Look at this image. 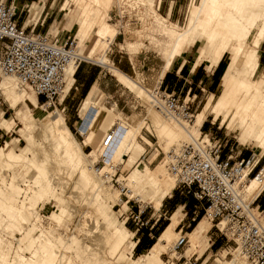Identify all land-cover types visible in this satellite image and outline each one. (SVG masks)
I'll use <instances>...</instances> for the list:
<instances>
[{
	"label": "rangeland",
	"instance_id": "rangeland-1",
	"mask_svg": "<svg viewBox=\"0 0 264 264\" xmlns=\"http://www.w3.org/2000/svg\"><path fill=\"white\" fill-rule=\"evenodd\" d=\"M197 1L198 0H196V2ZM65 2L66 0H57V5L52 9V16L56 18V22L54 29L48 34L54 35L62 27L71 29L66 34L70 33L71 37L75 36L77 45H79V52H82V50L89 45V41L87 38L81 39L78 32H76L79 21L77 18L79 9L76 4L72 2H69L64 8ZM136 2H138V4H135ZM140 2L142 4L136 0H130V2L124 3L121 7L123 13H119L117 10H111L109 12L110 16L108 21L114 25L115 29L117 28V33L110 47L107 49L99 47L95 52V57H100L101 55L106 56L111 64L118 67L128 76L137 79L145 88L151 89L157 84V73L162 66L165 47L169 40L167 36L160 32L158 22H153L152 18L146 13V1L144 4L142 1ZM175 3L176 9L179 10L172 17L167 16L165 13L169 0H161V3H159V0H153L152 5L160 15L168 17L170 21L183 26L187 20L190 0H176ZM32 5H34V3ZM127 27L130 29V34H128V36L126 35V31H128ZM257 29L258 26L255 30L257 31ZM258 32L259 30L257 33ZM263 40L264 35L262 36L261 42ZM259 50L261 56L262 48L259 47ZM196 52L197 45L194 44L184 53L183 57H187L189 61L188 64H190V62L192 64ZM228 57L229 53H225L222 59L224 65ZM206 65L209 66V63H205L204 61L201 68L202 75L210 74V71H207ZM95 68L97 71L102 69L103 72H107L108 74L105 78L107 83L106 91H110L113 88L118 89V92L115 93L114 96L98 89L102 95V105L111 109L114 113L121 114L129 123L133 124L137 121L145 122H143L144 124L140 130V134L136 137V140L144 149L140 153H135V162L126 166L125 164L127 163L128 157L125 156L122 163H116L117 167L112 173L110 172L111 174L106 173L104 176L106 178L105 186L106 189L109 190L108 192L120 190L119 199H111L109 202L110 205H112L110 209L114 214H112L111 218L104 216L98 203L92 199L94 191L90 190V188L83 190L78 185V169H73L64 161L60 154V149L55 147L53 140L47 135V129L43 124V122H47L46 119L44 120V117L48 111L59 110L64 115L68 125V120L66 119L67 115L74 111L81 117L75 127L69 128L78 143L83 145L84 137L79 127L85 121L84 112L81 108L84 96L80 98V93H73L76 91L72 87L71 89L69 88L61 105L55 102V106L51 105L49 108L45 109L46 105L42 104L43 99L40 100L31 88L21 86L24 94L20 95L19 99L15 100L12 87H7L8 85L6 83L0 84V123L3 118L12 121V126L9 130L0 126V149L7 146L5 148L7 150L13 148L27 158H33V161L46 169H44L46 171H44V176L46 177L47 175V179L51 177V183L46 189V192L40 191L41 194L34 193L36 189H33L34 183L31 182L32 180L30 179V176L34 172V166L32 167L33 164L28 161L26 163L9 164L6 162V159L0 157V204L3 206L4 202L8 201L14 204L16 208V213H13L14 216L6 215L7 213L4 211L3 207L1 206L0 208V248L1 252H3L1 253L2 260L0 261L3 262L4 257L6 258L4 262L7 264H25L24 262L33 256V251L38 250L37 254L40 255V248L42 249L44 247L46 240L51 239L57 252L56 259L54 258V260H56V264H58L59 261L57 259H61L62 252L65 250L63 245L68 239V236L71 233H76L77 230L81 228L83 234L79 237V242L73 247V249L78 252V255L75 256V252H69L71 248L65 250L68 252L67 254L72 257L73 264H94V261H99L101 263L106 262V264H185V262L192 263L195 260H197V264H222L225 260L234 258L237 251L233 241L229 237L221 234L208 220L210 226L209 231H203L202 235L196 239L194 249L188 251L190 242H185L177 249L175 247L174 250L168 251L167 249L163 251L156 260L147 258L146 254L150 247L156 241L161 230L168 224L171 212L162 215L161 207L159 210H155L152 207V203L149 201V197L153 193V188H151V186L141 188L142 186L139 184L131 186H126V184L127 180H129V173H131L136 166L153 168L164 159L163 154H167V152H165L158 143L157 137L152 131L150 121L146 119L148 113L147 109L150 108V104H148L144 98L138 96L135 91L117 82L115 77L109 75L110 73L113 74L110 69L106 68V66L104 67V65L97 61L83 59L75 71L74 78L77 79L79 75L89 76L96 71ZM263 68L264 58L259 64L257 72L259 73ZM0 75L2 74L0 73ZM200 87L203 88V90H199ZM200 87H197L198 93L193 88V92L197 93V97L193 98L189 96V98L186 99L189 101L193 115L201 109L210 94H214L216 97L220 91V87H218L215 92L211 93L206 86V82L201 84ZM180 98L182 99L184 96H180ZM35 99L37 103L34 104L33 102ZM114 100L117 101L116 105L114 104ZM205 120L201 128L203 133L211 131L217 138L223 140V142L227 141L228 146L233 147V155L240 151L239 157H246L254 151L258 157H261L260 167L264 165V153H261L259 148H254L253 145L239 144L237 140V134L239 133L238 129L231 131L226 128V124L220 126L219 121L213 123L214 125L211 126V116H208ZM25 122L28 123L25 124ZM142 136L151 141V144H146L142 140ZM83 149L86 154L92 150L89 146H83ZM227 153L228 150L226 148L224 149V154ZM101 165H104L101 159L95 162L96 167ZM27 185H32V189L28 188ZM77 185L80 188H77ZM173 190L177 194L175 196H184L177 192L179 189L176 187V184ZM186 196L188 197V206L178 207L179 216L182 217L184 213H187V217H185L184 221L180 219L179 224L175 228L177 232L179 231V234L175 238L176 242L180 234H185L188 238L187 233L192 230L200 218H202L200 203L190 199L191 195L189 193ZM2 198L4 200L3 202L1 200ZM127 199L130 200L129 203H127ZM32 200H35V202ZM29 204H31V206ZM28 205L33 211H30L29 208L27 209ZM256 205L257 202L255 200L253 206ZM138 208L145 210L144 214L141 216L143 221L153 216L150 221L152 224L154 218H157L160 214L161 217L153 224L151 230L143 229L141 231L142 233L139 232L135 235L134 222L130 217L126 221V218L130 216V211L136 212ZM57 211H59V214H56ZM32 212H35L34 214L37 216H33L34 214H32ZM38 213L43 215L42 218L44 222L48 221L47 224L50 223V227H58V232L62 233L64 238H60L62 235L58 234L60 239H57V236L51 234L56 233L55 230L47 233L49 230L45 228L47 227V229H49V227L47 224L45 225L40 222L41 219H39ZM20 215L24 217H20ZM263 215L264 213L262 212L261 216ZM9 217H12L13 221H9ZM124 220L125 222H123ZM10 223H13L16 227L13 228L14 226L10 225ZM33 223L36 229L33 230L31 235L25 234ZM83 223L85 225L82 226ZM120 223H122V225L124 224L123 226L126 227L127 232L124 236L117 237L114 233L115 227L117 229ZM9 226L11 227L9 228ZM181 228L182 230H180ZM40 232H42L41 234L44 235V238L41 236ZM149 232L152 234V239L148 235ZM30 236L31 238L35 236V241L34 238L31 239ZM40 236L42 240H40ZM49 237L51 238L49 239ZM138 238H140V241L134 245ZM43 239L45 240L44 242ZM212 240L219 242V244H211ZM54 242L59 243L55 244ZM82 244L83 247L81 248ZM5 250L7 257H5L6 255L4 254ZM24 258H26V260H24ZM140 258H144L145 262H141ZM204 260H206V262H204ZM59 264L71 263H65L63 260H60Z\"/></svg>",
	"mask_w": 264,
	"mask_h": 264
},
{
	"label": "bare ground",
	"instance_id": "bare-ground-1",
	"mask_svg": "<svg viewBox=\"0 0 264 264\" xmlns=\"http://www.w3.org/2000/svg\"><path fill=\"white\" fill-rule=\"evenodd\" d=\"M136 1H139L140 4H142L140 1L143 4L146 1V13L152 18L153 22H158L160 32L167 36L169 40L165 47L162 66L157 73L156 86L161 83L174 58L180 57L184 51L189 50L194 44L197 45L194 69L202 61L208 62L209 67H214L220 62L225 53H229L224 72L220 78V91L218 95L215 97L214 94H210L201 109L193 115V120L179 122L165 116L155 106L156 100L152 95V89L145 88L137 79L119 70L109 62L106 56L95 57V52L99 47L102 49L110 47L117 33V28L115 29L114 25L108 21L109 12L117 10L119 13H123L122 5L130 2V0H66L64 8L69 2H72L79 9L77 16L79 21L76 32H78L81 39L87 38L89 41V45L82 52H79V45H76L78 58L81 60L97 61L104 65V67L106 66V68L113 72L120 84L135 91L138 96L144 98L150 104V108L147 109L146 119H149L152 131L165 152H168L172 147H177L182 143L197 139L201 135L203 122L208 116H211L212 123L219 121L220 126L226 124V128L231 131L238 129L237 140L239 144L253 145L254 148H259L261 153H264V68L259 73L257 72L260 61L259 47L264 35V0H198L197 2L196 0H191L187 20L183 26L160 15L152 5L153 0ZM135 4H138V2ZM257 26L258 33L255 30ZM127 30L126 35L128 36L130 29L127 27ZM74 73L75 65L70 63L66 70L67 89L72 85ZM5 83L8 85L7 87H12L15 100L24 94L21 85L14 76L0 75V84ZM101 96V93L97 92L95 95L87 97L82 101L81 108L84 112L85 121L79 128L84 137L83 145H80L75 139L65 121L64 115L59 110L48 111L44 117V120L46 119L47 122H43V124L47 129V135L53 140L55 147L60 149V154L64 161L73 169H78V185L83 190L90 188V190L94 191L92 199L98 203L103 211L102 214L111 218L114 213L110 209L112 205L109 202L111 199H119L120 190L108 192L104 176L106 173H112L117 167L116 163H122L125 156L128 157L126 166L135 162V153H140L144 149L136 140V137L140 134V130L145 122L137 121L133 124L127 122L121 114L114 113V111L102 105ZM48 104L47 102L44 105L47 106ZM27 123L25 122V124ZM0 126L9 130L12 126V121L3 118ZM108 137L110 139L105 143ZM141 138L146 144H151V141L144 136ZM83 146L91 147V152L86 154ZM6 147L0 149V157L6 159V162L9 164L26 163L27 161L32 163L34 172L30 176V179L34 183L33 189H36L34 193L41 194L40 191L46 192L51 183V177L47 179L48 176H44L46 169L33 161V158V160L27 158L13 148L7 150L5 149ZM99 159L104 162V165L96 167L95 162L99 161ZM165 160L164 158L153 168L136 166L129 173V180H127L126 184V186L139 184L142 186L141 188L151 186L153 193L150 195L149 201L155 210H159L163 199L171 193L177 183L174 175L168 171ZM247 172L245 170L244 173ZM78 185L77 188H80ZM27 187L32 189V185H27ZM263 187L264 165L257 174L246 179L242 192L244 197L248 201H251L250 199L253 200L260 194L259 192H261ZM1 200L2 202L4 201L3 198ZM32 201L35 202V200ZM29 205L31 206V204ZM1 206L2 204H0V208ZM2 207L8 216H14L16 213L14 204L8 201L4 202ZM29 209L33 211L31 208ZM34 213L32 212V214ZM56 214H59V211ZM38 215L39 219H41L40 222L46 225L48 221L44 222L43 215L39 213ZM20 217L24 216L20 215ZM207 220L210 221L207 217L202 216L192 230L187 233L188 238L184 234L187 239L186 242H190L188 251L195 248L196 239L202 235L203 231H207L210 228ZM9 221H13L12 217H9ZM178 222L179 210H176L170 215L168 224L161 230L156 241L150 247L146 254L147 258L156 260L163 251L167 249L168 251L174 250L175 247L177 249L179 239L183 235L180 234L176 242L175 238L179 233L175 230V227ZM262 223H264V219H262ZM49 224H47L49 229L45 228L49 230L47 233L55 230L56 233L51 234L57 236V239L60 237L59 235H62L60 238H64V235L58 232V227L53 228L51 226V228ZM10 225H13V228L16 227L13 223H10ZM83 225L85 224L83 223ZM123 225L120 223L117 229L115 227L114 233L117 237L124 236L127 232L126 227ZM34 229L36 227L33 223L25 234L31 235ZM81 229H78L76 233H71L63 245L65 250L71 248L69 252H75V256L78 255V252L73 247L79 242V237L83 234ZM12 232L14 233L13 230ZM41 236L43 237L44 235L41 234ZM41 236L40 240H42ZM33 238L35 241L36 237L33 236L31 239ZM56 243L58 244L59 242ZM65 250L62 252L61 259H57L59 261H57L58 264L60 260L73 264L72 257ZM37 251H33V256L29 260L24 258L26 260L24 263L56 264L54 258L56 259L57 252L51 239L46 240L44 247L40 248V255L37 254ZM236 251L237 253L234 258L225 260L222 264H252L238 249ZM1 253L3 252H1L0 248V256ZM0 258L2 260V256ZM3 259V262L0 261V264H7L4 262L6 258L3 257ZM140 259L141 262H145L144 258ZM94 264H106V262L94 261Z\"/></svg>",
	"mask_w": 264,
	"mask_h": 264
},
{
	"label": "built area",
	"instance_id": "built-area-1",
	"mask_svg": "<svg viewBox=\"0 0 264 264\" xmlns=\"http://www.w3.org/2000/svg\"><path fill=\"white\" fill-rule=\"evenodd\" d=\"M76 45L75 36L60 39L57 33L49 35L27 30L18 23L15 6L0 0V73L14 76L21 86L32 88L43 99V105L49 103L45 109L55 106V102L61 105V99L74 85L73 82L66 88V70L71 63L76 71L82 61L76 54ZM151 89L155 106L165 116L179 122L191 121L193 112L185 97L181 99L161 83ZM109 139L106 138L105 143ZM226 148L228 153L224 154ZM233 152L227 141L223 142L211 131H201L197 139L172 147L163 157L168 171L177 180L176 187L201 204L202 216L229 237L252 264H264V215L261 216L258 205L253 206L257 197L248 201L242 192L246 179L262 169L261 157L254 151L246 157H239L240 151L235 155ZM245 170L248 172L244 173ZM263 190L264 187L261 192ZM144 212L138 208L127 217L134 222L135 235L143 229L151 230L159 220L152 224L149 218L143 221ZM148 235L152 237L150 232ZM186 241L181 235L177 248ZM185 264H197V260Z\"/></svg>",
	"mask_w": 264,
	"mask_h": 264
},
{
	"label": "crops",
	"instance_id": "crops-1",
	"mask_svg": "<svg viewBox=\"0 0 264 264\" xmlns=\"http://www.w3.org/2000/svg\"><path fill=\"white\" fill-rule=\"evenodd\" d=\"M3 1L12 3L15 6L16 14H17V21L19 24L23 25L27 30L32 29L34 32H44V33L46 32L48 34L54 29L56 18L52 16L53 15L52 9L57 5V0H3ZM175 2L176 0H169V4L165 10V13L167 14V16L172 17L175 15L176 12H178L179 9H176ZM33 3L34 5H32ZM159 3H161V0H159ZM36 4H38L39 6ZM62 5H61V8H62ZM27 8H28V11H27ZM70 30L71 29L69 28L62 27L61 29L58 30L57 35L60 39L66 38L67 36L71 35L70 33L66 34ZM260 48H262V54L260 56L259 64L264 58V40L261 42ZM187 51L188 50L184 51L180 57L174 58L169 69L167 70L164 77L162 78L161 85L169 91H174L180 96L182 97L184 96L185 99L189 98V96H192L193 98L197 97V93L199 92L197 90V87H200V85L203 84L204 82H206V86L211 93L215 92L218 89V87H220V78L225 69L224 64L219 66L221 62L223 63L222 61L223 58L214 67H209L206 65L207 71H210V74L202 75L201 68H202V64H204V61H202L194 69L193 67H194L195 59L192 62V64L191 62L190 64H188L189 61L187 57L186 56L183 57L184 53H186ZM95 70L96 71L93 74L89 76L79 75L77 79L74 78V75H73V81H74L73 89L76 91L73 93H80L81 95L80 98L84 96L82 101L87 97H91L95 95L97 92H99L98 89L104 91V93L108 92V94H110L111 96L112 95L114 96L115 93L118 92V89H114V88L111 89L110 91H106L107 83H106L105 78L108 75L107 72H103L102 69L97 71V69L95 68ZM109 75H112L113 77H115L111 73ZM115 80H116V77H115ZM193 88L194 90H196L197 93L193 92ZM199 90H203V88L200 87ZM33 103L34 104L37 103L36 99ZM114 104L115 105L117 104L116 100H114ZM80 117L81 116L79 114H76L74 111L69 113L66 118L68 120V126L75 127L76 124L79 122ZM177 192H179L180 194H183L184 196L183 197L175 196L177 194L174 190H172L171 193L167 195L162 201V204L160 206L162 210V215H164L167 212L169 213L171 212L170 214H172L176 210H179L178 207L188 206V197L186 196L187 193L182 191L181 189H179V191L177 190ZM190 199H193V201H197L192 195ZM255 200L257 202V205L264 212V190L259 195H257V198ZM152 217L153 216H150L149 219H151ZM160 217H161V214L158 215L157 218H154L153 223L157 221V219ZM185 217H187V213H184L182 217L179 216V221L180 219L181 221H184ZM180 230H182V228ZM208 231L209 229L206 232ZM139 241H140V238H139ZM139 241L137 239L134 245H136ZM211 244L218 245L219 242L212 240ZM204 262H206V260H204Z\"/></svg>",
	"mask_w": 264,
	"mask_h": 264
},
{
	"label": "trees",
	"instance_id": "trees-1",
	"mask_svg": "<svg viewBox=\"0 0 264 264\" xmlns=\"http://www.w3.org/2000/svg\"><path fill=\"white\" fill-rule=\"evenodd\" d=\"M223 63L221 62L220 64H219V66H221ZM225 66V65H224ZM40 98V100L42 99L41 97H39ZM191 195V194H190ZM201 213L203 214V211L201 210ZM146 230H148V229H146ZM151 239H152V237H150ZM151 244V243H150Z\"/></svg>",
	"mask_w": 264,
	"mask_h": 264
}]
</instances>
